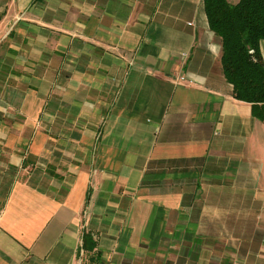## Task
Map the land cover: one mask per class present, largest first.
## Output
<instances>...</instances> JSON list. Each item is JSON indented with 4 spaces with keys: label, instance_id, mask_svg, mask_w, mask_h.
I'll use <instances>...</instances> for the list:
<instances>
[{
    "label": "crops",
    "instance_id": "crops-1",
    "mask_svg": "<svg viewBox=\"0 0 264 264\" xmlns=\"http://www.w3.org/2000/svg\"><path fill=\"white\" fill-rule=\"evenodd\" d=\"M220 56L203 0H0V264H264Z\"/></svg>",
    "mask_w": 264,
    "mask_h": 264
},
{
    "label": "trees",
    "instance_id": "trees-1",
    "mask_svg": "<svg viewBox=\"0 0 264 264\" xmlns=\"http://www.w3.org/2000/svg\"><path fill=\"white\" fill-rule=\"evenodd\" d=\"M208 26L220 39L221 68L233 97L251 104L252 114L264 120V0H203ZM85 250L96 243L89 231L82 235Z\"/></svg>",
    "mask_w": 264,
    "mask_h": 264
}]
</instances>
